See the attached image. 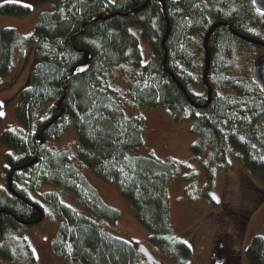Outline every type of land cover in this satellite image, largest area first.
I'll return each instance as SVG.
<instances>
[{"label": "trees", "instance_id": "16d2710c", "mask_svg": "<svg viewBox=\"0 0 264 264\" xmlns=\"http://www.w3.org/2000/svg\"><path fill=\"white\" fill-rule=\"evenodd\" d=\"M52 1L54 8L38 14L28 36H21L12 27L0 29V79L9 75L17 46L32 45L34 55L27 81L16 94L17 125L6 127L0 135L1 143L7 148L4 185L0 186V210L5 211L0 213V257L9 262L33 261L28 244H14V239L29 227L20 226L15 217L29 220L36 212L9 194L5 178L12 167L33 158L36 135L58 113L57 102L65 84L61 103L64 114L44 132L45 144L38 148L37 163L12 174L13 189L31 202L34 201L29 191L42 184L54 187L41 194L43 204L60 217L52 244L54 255L62 264H144L139 260L141 255L135 243L111 236L91 217L61 201L59 192L66 190L94 216L109 223L118 219V211L105 204L82 175L81 171L86 169L105 182L116 181L119 195L131 204L136 221L148 230L149 241L174 259L175 264H188L191 248L174 234L168 218L167 191L174 177V163L129 155L143 144V118L128 116L122 103L129 98L139 106L163 107L175 121H192L191 132L197 137L191 145L193 155L210 150L202 163L205 174L202 197L215 205L211 197L215 169L221 166L227 172V158L234 153L249 172L260 175L264 181V138L260 132L264 122L262 89L254 79L231 75L218 59L221 52L224 57L231 55L229 38L234 37L225 27H219L208 43L211 101L205 109L196 110L161 69L165 21L159 1L149 0L146 8L135 15L112 16L97 23H90L92 17L125 13L145 0ZM163 1L170 21L165 43L166 66L190 97L203 103L206 88L201 83V70H192L194 55L189 45L193 34L202 41L213 22L224 21L239 33L261 39L264 13L254 7L253 0H210L215 5L211 20L207 5L201 0ZM30 12L31 6L24 3H0L1 15L23 17ZM133 25L140 27V37L131 30ZM140 38L151 48V56L144 64ZM76 49L89 51L90 67L87 72L64 80L70 68L83 57ZM123 64L136 70L127 94L112 87L106 78L108 69ZM196 88L201 91L197 92ZM69 121L75 129L78 167L65 151L46 146V141L60 136ZM189 178L190 175L185 176ZM260 193L259 202H262L264 190ZM187 197L190 198L189 193ZM244 256L247 264H264V237L253 236Z\"/></svg>", "mask_w": 264, "mask_h": 264}, {"label": "rangeland", "instance_id": "374dc122", "mask_svg": "<svg viewBox=\"0 0 264 264\" xmlns=\"http://www.w3.org/2000/svg\"><path fill=\"white\" fill-rule=\"evenodd\" d=\"M4 1H16L31 6L30 14L23 17L0 14V29L12 27L23 37L32 32L38 14L52 10L55 4L52 0H0V3ZM201 2L207 5L209 18L212 20L214 3L210 0ZM131 30L140 37L139 26L133 25ZM260 38L264 40V36L261 35ZM229 44L231 55L224 57L221 52L218 59L224 62L234 77L252 80L254 67L258 61H264V49L236 37L229 38ZM139 45L144 64L151 56V48L141 38ZM189 47L194 55L192 70L200 71L203 51L199 35L193 34ZM33 56L32 45L17 46L9 75L0 79V113H3L0 115V135L6 127L17 125L16 94L27 81ZM135 71L131 66L123 64L108 69L106 78L112 87L127 94ZM195 90L201 91L200 88ZM122 104L128 116L140 115L143 118V144L130 151L129 155L151 156L174 163V177L167 191L168 218L174 234L181 237L191 248L188 264H247L244 251L250 240L256 235L264 237V201L259 202L260 192L264 190L261 176L249 172L238 154L234 153L227 158V172L221 166L215 169L214 187L211 191L215 205H212L201 193L205 184L202 163L210 150L207 148L203 153L193 155L191 145L197 137L191 132L192 121H175L165 108L139 106L129 98ZM260 132L264 138V122ZM46 146L56 151H65L73 158L74 165L80 166L75 153V129L70 121L56 140L46 141ZM6 152L7 148L0 141V186L4 185L3 166ZM81 173L97 191L101 200L118 211V219L109 223L94 216L81 206L72 192L66 190L59 192L63 203L91 217L111 236L135 245H144L162 264H175L174 259L168 258L149 241L148 230L136 221L131 204L119 195L116 181L105 182L86 169ZM187 175H190L189 179H185ZM52 190V185L42 184L36 190L29 191L31 199L44 209V218L14 239V244L23 242L29 245L33 261L9 262L0 257V264H62L54 255L52 247L60 217L41 201V194ZM139 260L144 264H152L142 255Z\"/></svg>", "mask_w": 264, "mask_h": 264}, {"label": "water", "instance_id": "95a60500", "mask_svg": "<svg viewBox=\"0 0 264 264\" xmlns=\"http://www.w3.org/2000/svg\"><path fill=\"white\" fill-rule=\"evenodd\" d=\"M157 1L160 2L161 15L165 21V29H164V32H163L162 37H161V48H162V52H163L161 69L166 74L168 79L179 89V91L181 92L185 101L192 108H194L196 110H203L207 107V105L211 101L212 88L208 82V73H209L210 64H211V52H210V48H209L208 43H209V39H210L211 35L213 34V32L219 27H225L231 35L238 38L239 40L246 42L248 44L263 48V49H264V40L239 33L224 21L213 22L209 26L207 31L204 33V35L202 37V41H201L202 51H203V63H202V69H201V83L206 88V95H205V99H204L203 103H197L190 97V95L188 94V92L186 91L184 86L180 83V81L176 78L174 73L166 66L167 50L165 47V43H166V40H167L169 33H170V21L167 17V14H166V8H165L164 1L163 0H157ZM148 2H149V0H145V2L142 5H140L138 7L130 8L125 13L112 12V13H108L106 15H97L95 17H92V19L90 20V23L102 22V21H104V20H106L112 16H128V15L132 16V15H135L136 13L145 9ZM253 4H254V7L258 11L264 13V0H253ZM76 51L83 53V57H82L81 61L77 62L76 64H74L70 68L69 72L64 77V80L69 78V77L75 76V75H81V74L87 72L89 67H90V62H89L90 53H89V51L86 49H76ZM254 72L258 75L257 78L255 79V81L264 93V61H258L257 65L254 67ZM65 91H66V86L64 84L63 85V94H62L61 98L59 99V101L57 102L58 113L53 115L50 119H48L42 125V127L40 128L39 132L36 135V152H35L33 158L27 163L12 167L9 170V172L5 178V185H6V189L9 192V194L16 197L17 199L23 201L26 205H28L29 207L34 209L36 212V216L32 219H29V220H25V219H22L19 217H15L16 222L20 226H23V227H28V226L39 223L44 218V211L39 205H37L34 202L28 201L27 199H25L22 195L18 194L13 189V187H12V174L15 171H20L22 169H26V168L32 166L33 164L37 163V161H38V148L45 144L44 132L48 128L52 127L54 125V123L64 114V109H63V107H61V103L64 99ZM3 212H5V211L0 210V213H3ZM0 233H1V231H0ZM137 249H138V252L142 256H144V258H146L150 263L162 264L161 261L156 259L144 245L138 244Z\"/></svg>", "mask_w": 264, "mask_h": 264}, {"label": "flooded vegetation", "instance_id": "af4514ba", "mask_svg": "<svg viewBox=\"0 0 264 264\" xmlns=\"http://www.w3.org/2000/svg\"><path fill=\"white\" fill-rule=\"evenodd\" d=\"M257 74L255 72H253V79L255 80L257 78Z\"/></svg>", "mask_w": 264, "mask_h": 264}, {"label": "snow or ice", "instance_id": "6c2138e0", "mask_svg": "<svg viewBox=\"0 0 264 264\" xmlns=\"http://www.w3.org/2000/svg\"><path fill=\"white\" fill-rule=\"evenodd\" d=\"M0 115H3V113H0ZM215 198V197H214Z\"/></svg>", "mask_w": 264, "mask_h": 264}]
</instances>
